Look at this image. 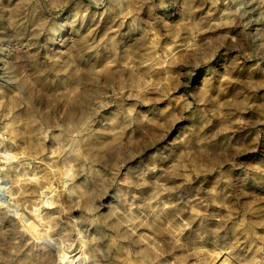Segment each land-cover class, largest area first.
Wrapping results in <instances>:
<instances>
[{
  "label": "rangeland",
  "instance_id": "obj_1",
  "mask_svg": "<svg viewBox=\"0 0 264 264\" xmlns=\"http://www.w3.org/2000/svg\"><path fill=\"white\" fill-rule=\"evenodd\" d=\"M0 181V264H264V0H0Z\"/></svg>",
  "mask_w": 264,
  "mask_h": 264
},
{
  "label": "bare ground",
  "instance_id": "obj_2",
  "mask_svg": "<svg viewBox=\"0 0 264 264\" xmlns=\"http://www.w3.org/2000/svg\"><path fill=\"white\" fill-rule=\"evenodd\" d=\"M83 116V115H82ZM81 117V116H80ZM83 117H81L82 119ZM83 121V120H81ZM74 125L77 124L76 123H73ZM79 124V123H78ZM77 124V125H78ZM70 126V125H69ZM68 126V127H69ZM73 126V125H72ZM70 128V127H69ZM70 131V130H69ZM10 187L7 186V183L3 182V181H0V207L4 210L7 211V213H10V214H14L15 216L18 214V205H16V203L14 202V199L12 197V194H11V188L9 190ZM7 190V191H5ZM10 192V193H9ZM8 193V194H6ZM10 195V196H9ZM15 198V197H14ZM13 199V200H12ZM20 209V208H19ZM6 213V212H5ZM21 216V214H18ZM13 216V215H12ZM23 217V215H22ZM18 218V216H17ZM28 222V221H27ZM26 222V223H27ZM27 225V224H26ZM30 230V229H29ZM65 255V254H64Z\"/></svg>",
  "mask_w": 264,
  "mask_h": 264
}]
</instances>
